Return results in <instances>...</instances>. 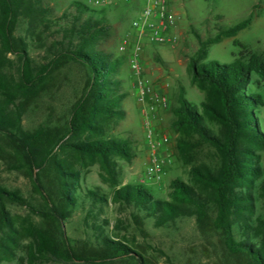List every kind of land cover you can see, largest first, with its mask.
<instances>
[{"label": "rangeland", "instance_id": "1", "mask_svg": "<svg viewBox=\"0 0 264 264\" xmlns=\"http://www.w3.org/2000/svg\"><path fill=\"white\" fill-rule=\"evenodd\" d=\"M40 1L41 5L53 9V16L61 15L64 11H74L75 0ZM81 1L99 9L106 7L104 17L111 27V35L103 46L113 57L121 58L116 73L121 81L117 93L124 95L120 104L124 114L120 119L109 121L107 132L112 136L130 139L131 157L114 156V168L111 172L98 161H81L76 164L81 174L77 192L79 200L91 188L106 195L108 201L102 205V212H98L95 217L88 210L89 204L62 208L63 231L69 237L71 245L81 253L93 254L99 247L100 234L117 233L120 239L133 244L145 264H254L248 255L232 252L226 247L222 235L213 223L215 213L212 208L209 217L202 222L196 214H185L170 221L168 225H158L153 218L138 223L134 219L133 209L114 202L113 197L115 189L134 183L147 187L159 197L174 201L171 186L174 178L201 188L199 190L205 195L210 194V189L207 190L195 179L192 169L209 167L215 170L221 164L220 155L213 146L201 143L196 134L189 136L193 147L187 152L179 149L181 134L173 125L176 117L174 108L178 105V96L182 91L200 110L203 109V102H214L216 95L213 88L193 79L189 69L190 58L198 49L201 39L215 36L220 27L234 25L252 11L254 17L251 24L238 31L235 36H225L219 42L211 44L205 60L228 63L245 50L257 52L264 58V0H171L172 9L178 17V44L173 47L148 43L140 56V76L154 84L166 98L155 109L148 110V114L145 110L149 106L138 98L139 75L133 58L121 53L118 48L128 34L133 32L132 21L144 0H110L103 6L93 4V0ZM41 29V24L38 28L24 18L18 21L15 29V34L26 42L31 64L35 68L46 64L50 57L47 47L52 41V34L49 31L42 33ZM8 58L10 62L7 61L3 68L8 83L0 87V103H25L22 115L25 130L33 131L41 123L66 126L72 106L83 93L86 84L85 68L70 61L54 70L27 97L15 98L13 101L10 98L15 94L20 62L15 54L9 53ZM250 87L264 97V86L254 83ZM147 116L158 133L169 135V142L158 147L165 159L163 173L159 177L148 171L153 148L146 134ZM259 119L264 131V106ZM208 121L215 129L218 128L214 121ZM17 147L11 136L0 130V186L18 192L26 200V204L7 203L9 226L0 224L1 264H89L65 257L61 234L52 225L50 218L42 215L43 212L49 215L50 206L43 198L35 177ZM255 154L254 162L260 165V172L253 178L254 182L248 190L253 195V199L249 201L253 203L254 209L249 214L254 226L250 229L251 241L256 243L264 239V149L256 148ZM62 155H66V152H62ZM41 181L56 201L61 198L54 174L41 173ZM240 221H236L234 226L237 240L244 238ZM40 229H44L47 236L55 233L58 240L56 247L59 250L46 251L40 247L37 241ZM9 237L13 238V242ZM101 264L132 263L114 260Z\"/></svg>", "mask_w": 264, "mask_h": 264}, {"label": "trees", "instance_id": "2", "mask_svg": "<svg viewBox=\"0 0 264 264\" xmlns=\"http://www.w3.org/2000/svg\"><path fill=\"white\" fill-rule=\"evenodd\" d=\"M40 3L39 0H0V87L8 83L3 68L7 61L10 62L9 53L15 54L20 62L15 94L10 98L13 101L27 97L54 70L70 61L85 68L86 84L72 106L66 126L41 123L33 131L25 130L22 126L25 103L10 101L8 104L0 103V130L7 132L18 146L43 198L50 206L49 215L47 212L42 215L48 216L61 234L66 258L89 264L114 260L145 264L133 244L120 239L117 233L100 234L99 247L95 253L87 254L77 251L63 231L62 208L89 204L88 210L95 217L108 201L106 195L91 188L79 200L77 192L81 174L76 164L98 161L111 172L114 156L131 157V142L128 138L112 136L107 132L109 121L120 119L124 114L120 106L124 95L117 93L121 81L116 73L121 58L113 57L103 46L111 35V27L104 17L106 7L99 9L75 0L73 12L64 11L61 15L53 16V9ZM253 17L252 11L236 24L220 27L215 36L201 39L198 49L190 58L189 69L193 79L213 88L216 95L214 102H203V109L200 110L182 91L174 108L176 117L173 125L181 134L179 149L187 152L193 147L189 136L196 134L201 143L213 146L220 155L221 164L217 169H192L195 179L207 190L210 189V194L205 195L199 190L201 188L174 178L171 181L174 201L159 197L147 187L134 183L115 189L113 201L133 209L134 219L138 223L153 218L158 225H168L185 214H196L202 222L209 217L212 208L215 213L213 223L226 247L232 252L248 255L254 264H264V239L256 243L251 241L250 229L254 226L249 214L254 209L249 201L253 195L248 190L254 182L253 178L260 172V165L254 162L255 149H264V131L259 119L264 97L250 87L254 83L264 86V58L257 52L245 50L228 63L205 60L211 44L225 36H235L251 24ZM21 18L30 20L38 28L41 24L42 33L49 31L52 34V41L47 47L49 60L38 68L31 64L24 39L15 34ZM209 119L218 125L217 129L210 125ZM62 152H66V155H62ZM43 172H51L57 180L61 195L57 201L41 181ZM8 202L26 204L21 194L0 186V224L3 226H9ZM239 220L244 233L242 240H237L234 232L235 222ZM10 238L13 242V238ZM37 241L46 251L59 250L54 232L47 236L44 229H40Z\"/></svg>", "mask_w": 264, "mask_h": 264}, {"label": "built area", "instance_id": "3", "mask_svg": "<svg viewBox=\"0 0 264 264\" xmlns=\"http://www.w3.org/2000/svg\"><path fill=\"white\" fill-rule=\"evenodd\" d=\"M109 1L93 0L92 2L95 5L103 6ZM177 28L178 17L172 9L171 0H144L142 7L137 11L132 21L133 32L129 33L118 46L121 53L128 54L133 58L135 70L139 75L138 98L142 103L149 106L145 110L147 114L149 113L148 110L155 109L158 103L165 102L166 98L154 84L140 76V56L148 43L176 46L179 42ZM146 129L147 139L153 148L148 171L159 177L163 173L165 159L158 151V147L169 142V135L158 133L148 116L146 117Z\"/></svg>", "mask_w": 264, "mask_h": 264}]
</instances>
